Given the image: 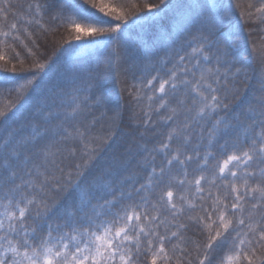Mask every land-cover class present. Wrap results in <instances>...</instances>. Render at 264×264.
<instances>
[{"label": "snow or ice", "instance_id": "snow-or-ice-1", "mask_svg": "<svg viewBox=\"0 0 264 264\" xmlns=\"http://www.w3.org/2000/svg\"><path fill=\"white\" fill-rule=\"evenodd\" d=\"M14 7L0 0V20L15 18L0 26V44L11 48L20 23H35L72 30L61 53L110 51L104 69L72 77L0 139V264H264V0H36L27 20ZM234 8L254 26L249 37L259 34V87L240 114L250 77L232 51L244 33L223 27ZM45 15L55 27L36 19ZM141 20L162 24L161 52L121 69L123 37ZM46 63L32 65L18 99ZM122 79L130 81L123 104L105 90L115 80L116 92ZM125 113L139 131L125 158L106 160Z\"/></svg>", "mask_w": 264, "mask_h": 264}, {"label": "trees", "instance_id": "trees-1", "mask_svg": "<svg viewBox=\"0 0 264 264\" xmlns=\"http://www.w3.org/2000/svg\"><path fill=\"white\" fill-rule=\"evenodd\" d=\"M35 2L36 0H12L15 6L14 11L19 15H23L25 20L31 17V13L28 11L29 3ZM40 2H43V0H40ZM78 2L84 3V0H78ZM97 2L112 5L123 2V0H97ZM184 2L191 4L194 0H184ZM200 2L204 3L205 0H200ZM209 2H215L219 6H226L230 3L235 6L236 4V0H209ZM253 2H256V0H253ZM241 3L246 7L248 0H241ZM88 7L90 8L91 5L89 4ZM234 11L235 15L229 21H224L223 27L225 31L235 27L244 33V38L236 43L232 51L233 58L237 61V67L243 66L248 68L250 77L247 80L248 86L246 94L242 96L241 102L234 108V112L240 114L249 107V101L256 95V89L259 87L257 77L258 67L253 60L252 54V42L255 40L259 43V34L253 33L249 37V28L254 26L245 23L240 18L239 9L234 8ZM13 19L15 18L9 16L7 21L0 20V26H3L4 30H6L7 24L11 23ZM36 19L40 20V24L44 25V28L55 27V25L49 22L47 15L43 18L36 17ZM162 24L174 33L175 29L171 24L170 18L166 17ZM162 24L141 20L136 24H130L128 26L123 37L126 43V52L119 65L121 69L141 62L145 56L159 54L161 52V47L164 43L161 39ZM25 27L33 34L31 38L23 32V28ZM20 29V40L13 41L11 38L7 40V44L12 45L11 48L0 44V55L6 58L0 59V81L8 79L12 82L11 84L0 85V111L8 112L7 120L0 117V139L7 136L12 129L18 128L19 125L32 121L33 114L44 104L46 98L60 89L69 87L72 77L83 74L90 66L95 67L97 64L100 65L101 69H104L109 60L110 50L104 48H90L88 51L79 55H68L67 53L58 51L61 47V42L66 41L69 34H74L66 25L58 28L55 32H45L40 25L35 23L32 25L20 23ZM4 39L3 36H0V40ZM33 40H35L39 47L33 46ZM17 53L19 54L18 56L16 55ZM49 57H51V60H49ZM43 62H47L45 70L39 73L37 79L33 82V86H31L30 92L25 94L22 99H18L15 90L16 86L23 84L26 79H31L32 74L36 72V69L32 68L34 63ZM13 66L16 67L17 71H11ZM4 69H7V71ZM129 83V80L122 79L119 84L115 85L117 91L113 92L112 88L115 80H110L106 82L105 90L113 101H115L117 95L122 96L121 103L123 104L129 97L127 91H121V89H126ZM241 87H243V84ZM14 105L16 106L15 108H13ZM9 109H11L10 112L8 111ZM241 119H243V116H241ZM137 131L139 130L130 125L127 113H125L124 120L120 124V131L112 147L106 153L105 159L125 158V148L128 146V142L136 135ZM153 142L149 139L148 146L151 147ZM135 163V159L129 163V171L134 170ZM126 174L127 172L121 173V175ZM187 235H192V233L189 232ZM194 238L200 240L205 239L203 236Z\"/></svg>", "mask_w": 264, "mask_h": 264}]
</instances>
